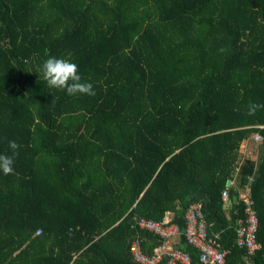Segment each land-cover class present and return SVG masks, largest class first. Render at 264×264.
I'll use <instances>...</instances> for the list:
<instances>
[{"label":"trees","instance_id":"obj_1","mask_svg":"<svg viewBox=\"0 0 264 264\" xmlns=\"http://www.w3.org/2000/svg\"><path fill=\"white\" fill-rule=\"evenodd\" d=\"M50 56L96 95L49 87ZM249 102L264 104V0H0V154L20 145L0 172V264H137L134 240L162 244L138 221L184 232L193 204L227 263L245 264L238 191L222 201L236 173L239 188L254 177L264 264V109Z\"/></svg>","mask_w":264,"mask_h":264},{"label":"built area","instance_id":"obj_2","mask_svg":"<svg viewBox=\"0 0 264 264\" xmlns=\"http://www.w3.org/2000/svg\"><path fill=\"white\" fill-rule=\"evenodd\" d=\"M251 139L257 144L262 142V137L258 133L252 135ZM245 159L246 157H241L236 163V172L239 171ZM253 182L254 177L251 176L248 182L239 188L236 173L222 191V201L225 205L230 203L232 189L238 191L237 200L243 204L244 218L236 221V244L246 251L245 264H254L253 257L262 249V244L258 240L260 222L252 198ZM185 221L186 227L182 232L176 224L171 223L170 219L163 221L140 219L139 228L157 235L162 244L154 254H148L144 252L140 241L134 240L130 246L133 260L137 264H228L227 251L220 246L219 234L209 233L201 204H193L189 207ZM183 236L187 245L198 250V263H193L191 255L179 248L178 243Z\"/></svg>","mask_w":264,"mask_h":264},{"label":"clouds","instance_id":"obj_3","mask_svg":"<svg viewBox=\"0 0 264 264\" xmlns=\"http://www.w3.org/2000/svg\"><path fill=\"white\" fill-rule=\"evenodd\" d=\"M39 71L49 87L64 91L69 96L96 95L93 85L82 81L78 65L71 60L50 56L43 62ZM260 109H264V104L249 102L248 115L255 116ZM19 147L20 145L15 141H10L11 155L0 154V172L4 175L14 174L15 158L18 155Z\"/></svg>","mask_w":264,"mask_h":264},{"label":"rangeland","instance_id":"obj_4","mask_svg":"<svg viewBox=\"0 0 264 264\" xmlns=\"http://www.w3.org/2000/svg\"><path fill=\"white\" fill-rule=\"evenodd\" d=\"M255 148V143H252L251 141L244 143L242 145V157L256 159L257 154Z\"/></svg>","mask_w":264,"mask_h":264},{"label":"water","instance_id":"obj_5","mask_svg":"<svg viewBox=\"0 0 264 264\" xmlns=\"http://www.w3.org/2000/svg\"><path fill=\"white\" fill-rule=\"evenodd\" d=\"M233 201L236 202L237 201V196L233 197Z\"/></svg>","mask_w":264,"mask_h":264}]
</instances>
